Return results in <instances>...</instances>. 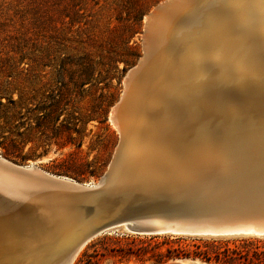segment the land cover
Returning a JSON list of instances; mask_svg holds the SVG:
<instances>
[{"label":"bare ground","instance_id":"obj_1","mask_svg":"<svg viewBox=\"0 0 264 264\" xmlns=\"http://www.w3.org/2000/svg\"><path fill=\"white\" fill-rule=\"evenodd\" d=\"M218 1L164 0L144 17L142 65L111 110L120 144L110 185L141 189L239 148L264 150V0ZM0 192V264H66L77 188L0 167Z\"/></svg>","mask_w":264,"mask_h":264},{"label":"rangeland","instance_id":"obj_2","mask_svg":"<svg viewBox=\"0 0 264 264\" xmlns=\"http://www.w3.org/2000/svg\"><path fill=\"white\" fill-rule=\"evenodd\" d=\"M35 1L0 0V157L95 185L119 141L111 110L143 55L144 17L164 0ZM213 47L204 49L211 55ZM198 242L202 249L207 242L236 248L249 264H264L253 255L264 252V237L142 235L125 225L92 238L71 264H247L216 259L212 244L210 261L175 256L176 248L192 253Z\"/></svg>","mask_w":264,"mask_h":264},{"label":"water","instance_id":"obj_3","mask_svg":"<svg viewBox=\"0 0 264 264\" xmlns=\"http://www.w3.org/2000/svg\"><path fill=\"white\" fill-rule=\"evenodd\" d=\"M141 65L139 58L128 69L123 92ZM123 99L121 96L114 108L117 109ZM119 144L120 136L111 161L95 186L51 175L34 165H17L0 157V167L24 180L31 178L53 187L61 184L77 188V194L67 193L68 198H77L70 204L79 214L74 222L77 228L71 238L66 264H71L77 252L92 238L124 224L130 232L142 235L264 237V150L261 147L239 148L217 158L214 163L198 166L184 177H163L150 186L130 189L116 188L108 182ZM127 190L131 192L127 193ZM0 196L6 198L2 192Z\"/></svg>","mask_w":264,"mask_h":264},{"label":"trees","instance_id":"obj_4","mask_svg":"<svg viewBox=\"0 0 264 264\" xmlns=\"http://www.w3.org/2000/svg\"><path fill=\"white\" fill-rule=\"evenodd\" d=\"M36 1H39V0H36ZM45 21H47V20H44L43 22H41L40 25H43ZM254 237H256V236H254ZM210 244H212V243H209V242H207L206 244L204 243L203 246L206 247L204 249L201 248L202 244L200 242L193 244L195 249L192 251V253H189V251H187V250L185 251L183 248L178 247V248H176L177 253L175 254V256L187 257V256H189V254H192V256H201L204 260L210 261L211 255H210L209 251L211 249L208 247V245H210ZM212 245H214V244H212ZM212 249H213L212 250L213 257H215L216 259H219L220 255H223V257L226 260L243 259V260L247 261V264H249V262H248L249 260H247L248 255L242 253L241 251H239L236 248L230 249L227 246H225L224 248L220 249L219 247H215V245H214V248H212ZM253 255H262L264 257V252L263 251H260V252L254 251ZM236 264H239V262H237Z\"/></svg>","mask_w":264,"mask_h":264}]
</instances>
